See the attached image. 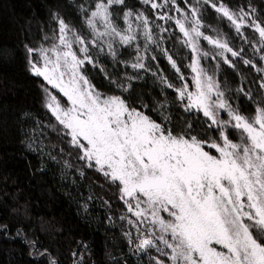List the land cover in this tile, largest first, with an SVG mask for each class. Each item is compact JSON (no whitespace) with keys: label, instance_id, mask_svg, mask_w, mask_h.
<instances>
[{"label":"trees","instance_id":"1","mask_svg":"<svg viewBox=\"0 0 264 264\" xmlns=\"http://www.w3.org/2000/svg\"><path fill=\"white\" fill-rule=\"evenodd\" d=\"M154 2L162 7L152 9L143 0H126V5L148 17L156 43L145 49L142 30H138L132 45H114L115 58L92 50L97 64L86 65L85 75L97 91L121 96L130 106L177 132L186 122L203 131L206 118L202 113L185 112L176 92L184 80L195 90V73L190 68L193 54L175 23L190 15L191 5L199 9L205 35L216 38L219 33L239 52L237 57L225 52L231 61L226 64L223 57L212 58L219 50L201 38L200 49L210 54L200 59V67L214 76L225 99L241 114L251 118L258 105L264 107V88L260 87L264 82V41L253 28L244 27L238 33L203 0ZM213 2H222L234 12L244 9L264 22V0ZM93 5L94 0H0V264H52L53 260L56 264H154L153 257L170 264L155 249L137 250L141 234L121 219L131 214L115 186H109L102 173L79 159L66 130L46 107L49 91L64 107L68 106L66 98L31 70L29 61H40V57L30 56L27 48L38 50L58 43L56 16L90 38L85 10ZM123 10L124 6H113V19L120 28L126 27ZM158 15L172 19L161 20ZM136 45L144 57V69L131 67L138 54ZM245 60L251 63L245 64ZM221 119H228L227 114L221 112ZM230 138L238 141L239 133L233 131ZM148 235V231L143 233Z\"/></svg>","mask_w":264,"mask_h":264},{"label":"snow or ice","instance_id":"2","mask_svg":"<svg viewBox=\"0 0 264 264\" xmlns=\"http://www.w3.org/2000/svg\"><path fill=\"white\" fill-rule=\"evenodd\" d=\"M203 2L211 4L238 33L250 27L264 41V22L251 12H234L213 0ZM143 3L152 9L162 7L154 0ZM115 5L124 6L125 28L113 19ZM189 7L190 15L175 23L193 54L190 68L195 73V91L189 90L181 74L184 83L176 92L185 112L202 113L206 118L203 131L186 122L177 132L166 122L130 106L121 96L102 95L85 75L86 65L97 64L93 49L115 58L114 45H132L138 30H142L145 49L149 43H156L148 17L134 12L126 0H94L92 8L85 10L90 38L56 16L58 43L38 50L27 48L30 56L39 55L42 61L30 60L31 70L66 98L68 106L64 107L49 91L46 107L66 130L80 153L79 159L102 173L109 186H115L127 212L135 217L121 219L141 234L138 251L155 249L170 264H264V107L258 105L251 118L241 114L225 99L214 76L200 67V59L210 54L200 49L201 38L219 50L212 58L223 57L226 64L231 65V61L225 52L232 57L239 52L219 33L216 38L205 35L199 9ZM176 11L182 12L178 7ZM158 19L172 18L158 15ZM136 50V62L131 67L144 69L139 45ZM168 59L179 72L172 57ZM260 87L264 88V82ZM221 112L228 119H221ZM233 131L239 133L238 141L230 138ZM145 231L150 235L143 236ZM153 261L165 264L159 257Z\"/></svg>","mask_w":264,"mask_h":264},{"label":"rangeland","instance_id":"3","mask_svg":"<svg viewBox=\"0 0 264 264\" xmlns=\"http://www.w3.org/2000/svg\"><path fill=\"white\" fill-rule=\"evenodd\" d=\"M190 90V89H189ZM190 91H192V90H190ZM193 91H195V90H193ZM217 247H219V246H217Z\"/></svg>","mask_w":264,"mask_h":264}]
</instances>
